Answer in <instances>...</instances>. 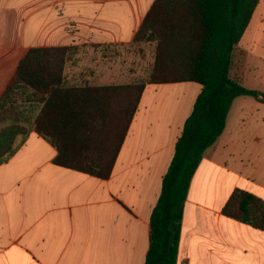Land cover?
Listing matches in <instances>:
<instances>
[{
    "label": "crops",
    "instance_id": "obj_1",
    "mask_svg": "<svg viewBox=\"0 0 264 264\" xmlns=\"http://www.w3.org/2000/svg\"><path fill=\"white\" fill-rule=\"evenodd\" d=\"M154 1L0 0V98L38 47L74 48L66 86L128 84L123 60L115 69L108 54L134 43ZM261 8L264 0L233 52L230 77L264 94ZM201 91L196 82L147 83L107 179L56 165V148L29 130L41 105L23 104L28 131L0 162V264H145L151 214ZM236 189L264 200L262 97L235 98L205 151L184 204L177 264H264V231L222 214Z\"/></svg>",
    "mask_w": 264,
    "mask_h": 264
},
{
    "label": "trees",
    "instance_id": "obj_2",
    "mask_svg": "<svg viewBox=\"0 0 264 264\" xmlns=\"http://www.w3.org/2000/svg\"><path fill=\"white\" fill-rule=\"evenodd\" d=\"M259 0H155L134 43H155L146 82L113 86H66L71 47L31 48L0 98V162L12 155L28 129L21 123L25 103L40 104L29 130L57 150L54 163L100 179L114 164L147 83L202 85L185 122L150 218L145 264H177L184 204L205 151L222 135L235 98L262 97L230 77L233 52ZM17 110V112L15 111ZM21 120V121H20ZM222 214L264 231V200L236 189Z\"/></svg>",
    "mask_w": 264,
    "mask_h": 264
},
{
    "label": "rangeland",
    "instance_id": "obj_3",
    "mask_svg": "<svg viewBox=\"0 0 264 264\" xmlns=\"http://www.w3.org/2000/svg\"><path fill=\"white\" fill-rule=\"evenodd\" d=\"M260 2V0H259ZM258 12L264 14V9H259ZM108 54V52H107ZM75 55V50L72 53L70 61ZM155 56V43H133L129 47L115 48L112 51H109L108 59L113 63L115 69L118 68V59L123 60L124 65L120 67V72L124 71L120 75L124 74L126 77V70H129V76L127 81L128 84L146 82L149 74L152 70ZM69 62V61H68ZM121 80L122 79H117ZM124 84V85H128ZM199 187L195 188L194 194L198 195Z\"/></svg>",
    "mask_w": 264,
    "mask_h": 264
}]
</instances>
